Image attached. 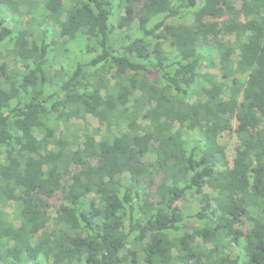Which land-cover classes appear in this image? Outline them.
<instances>
[{
    "label": "trees",
    "instance_id": "obj_1",
    "mask_svg": "<svg viewBox=\"0 0 264 264\" xmlns=\"http://www.w3.org/2000/svg\"><path fill=\"white\" fill-rule=\"evenodd\" d=\"M0 264H264V0H0Z\"/></svg>",
    "mask_w": 264,
    "mask_h": 264
},
{
    "label": "rangeland",
    "instance_id": "obj_2",
    "mask_svg": "<svg viewBox=\"0 0 264 264\" xmlns=\"http://www.w3.org/2000/svg\"><path fill=\"white\" fill-rule=\"evenodd\" d=\"M236 5H240V0H236ZM73 125H78V126H82L83 125V121H72ZM88 126L90 128H97L98 127V122L97 120H95L94 118H89V122H88ZM221 142L227 146V150H228V154L230 156V159L232 160L235 151H236V147L238 146V140L236 138V136L234 134H225V136L221 139Z\"/></svg>",
    "mask_w": 264,
    "mask_h": 264
}]
</instances>
